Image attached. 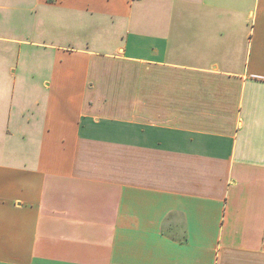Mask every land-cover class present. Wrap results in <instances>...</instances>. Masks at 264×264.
<instances>
[{
  "label": "crops",
  "instance_id": "1",
  "mask_svg": "<svg viewBox=\"0 0 264 264\" xmlns=\"http://www.w3.org/2000/svg\"><path fill=\"white\" fill-rule=\"evenodd\" d=\"M0 264H264V0H0Z\"/></svg>",
  "mask_w": 264,
  "mask_h": 264
}]
</instances>
